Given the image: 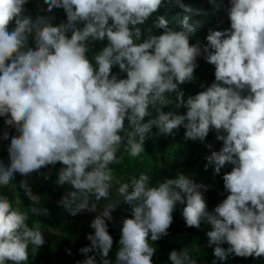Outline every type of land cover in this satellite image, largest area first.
Here are the masks:
<instances>
[{"label": "clouds", "instance_id": "9594fccd", "mask_svg": "<svg viewBox=\"0 0 264 264\" xmlns=\"http://www.w3.org/2000/svg\"><path fill=\"white\" fill-rule=\"evenodd\" d=\"M172 2L45 0L49 11L66 13V22L54 25L48 17L25 15L27 0H0V117L17 129L7 149L9 162L0 160V187H13L16 173L27 177L60 163L55 182L71 190L59 203L70 215L97 212L106 201L90 223L91 243L79 249L86 258L78 264H97L96 256L100 264H153L150 241L168 235L177 203L184 205L187 227L210 225L208 243L221 261L230 254L264 256V0H229L230 27L209 29L204 45L190 43L203 20L190 23L189 15L170 25L159 14L148 26ZM180 6L193 15L203 12ZM96 41L107 43L90 59ZM202 54L214 65L215 80L184 99L180 85L194 81ZM113 66L126 77L112 74ZM172 104L186 111H163ZM181 125L187 139L204 141L214 130L223 142L206 159L215 174L233 166L222 177L226 198L209 211L204 185L183 174L153 184L145 173L120 183L113 197L110 165L121 163V150L139 157L154 126L156 135H168ZM2 138L8 140V132ZM19 187L32 205L22 211L19 199L13 204L0 196V264H24L29 250L35 255L45 243L35 219L47 213L39 207L42 198L27 180ZM121 203L131 216L122 220L113 262L106 220ZM169 260L197 264L187 248L172 250Z\"/></svg>", "mask_w": 264, "mask_h": 264}, {"label": "trees", "instance_id": "16d2710c", "mask_svg": "<svg viewBox=\"0 0 264 264\" xmlns=\"http://www.w3.org/2000/svg\"><path fill=\"white\" fill-rule=\"evenodd\" d=\"M180 3L193 9H201L203 12L200 15L186 13ZM180 3L173 0L169 7L166 9L162 8L159 13L153 15L147 22L148 26H150L151 20L155 19V16L159 14H163L169 20L170 25H175L177 20L184 15L191 17L190 23L194 20H203L195 35L190 37V43L195 44L199 41L201 45L207 44L206 36L209 29L222 31L230 27L226 11L230 7L229 0H217L219 7L210 2V0H180ZM24 9L25 15H29L33 19L38 16L48 17L54 25L67 20L63 8L53 7L49 11L45 0H27ZM204 13H207V15H204ZM13 27L14 22L9 25V29L11 30ZM142 27H147V25ZM154 31L156 34L162 32L159 29ZM70 34L68 33V35ZM106 43L107 41L94 42L87 53L89 58L91 59ZM29 46H34L31 38L29 39ZM196 63L194 81L180 85V88L185 93L184 99H187L188 95H195L199 91L204 90L201 88V84L210 86L215 80V67L203 58V54L197 57ZM112 74H116L118 78L126 77V73L120 72L118 66H113ZM173 101H175L174 95ZM163 111L183 114L186 109L184 107L176 109L174 104H172L164 107ZM153 115H155V112H153ZM5 119L6 117H0V160L7 164L9 162L7 149L11 136L17 134V129L14 126L5 124ZM5 131L9 134L8 140L2 138ZM157 131L154 126L152 135L144 142L145 151L139 157H130L127 152L121 150L120 155L123 156L121 163L119 165H110L115 176L111 195L113 197L117 195L120 183L127 182L133 176L138 177L140 173L150 175L153 184L164 179H174L178 174H183L194 183L206 187V190H202L204 191L208 210H214L215 206L228 195L224 189L222 177L224 173L231 171L233 166L226 164L219 174H215L214 165L209 164L206 157L210 156L212 151H219L223 142L216 139L214 130L209 132L204 141L187 139L184 135L186 130L182 125L168 135H156ZM207 145H211V148L207 147ZM206 164L208 165L207 168L205 167ZM60 167H62L60 163L54 166L48 165L38 171H34L27 177L16 173L12 181L13 187L11 185L0 187V196L7 197L13 204L19 199L22 211H28L32 202L20 189L19 182L21 180L28 181L33 193H44L39 207L47 209V213H42L35 219L41 222L45 243L35 255L29 250V258L24 264H78L79 261H83L86 258L79 249L90 245L91 242L86 238L87 234L94 232V229L90 227V223L106 201H101L97 212L85 210L74 216L70 215L59 203L64 193L71 190L70 185L58 186L55 182ZM46 176L48 177L47 179L45 178ZM183 207L184 205L177 203L172 213L173 222L168 229V235L162 236L158 241H150L155 248V253L152 257L153 264H171L169 253L172 250L184 248H187L193 258L196 259L197 264H213V262L215 264H264V256L254 258L230 254L223 261L215 257V246L209 245L206 235L207 231L211 230L210 225L202 222L200 228L187 227L182 216ZM111 215L113 219L111 221L106 220L109 234L113 237V248L108 258L114 262L115 253L119 246L122 220L124 217L131 216V210L128 205L121 203L112 211ZM29 224H31V219ZM222 247L227 248V243L223 244ZM93 254L92 252L88 253V255ZM96 260L97 264H100L99 256H96ZM8 264H11V262H8Z\"/></svg>", "mask_w": 264, "mask_h": 264}, {"label": "rangeland", "instance_id": "374dc122", "mask_svg": "<svg viewBox=\"0 0 264 264\" xmlns=\"http://www.w3.org/2000/svg\"><path fill=\"white\" fill-rule=\"evenodd\" d=\"M38 195H40V196L42 197V196H44V193H40V194H38Z\"/></svg>", "mask_w": 264, "mask_h": 264}]
</instances>
